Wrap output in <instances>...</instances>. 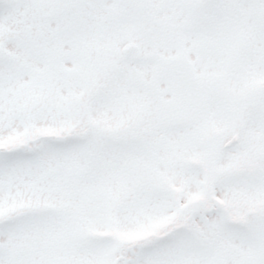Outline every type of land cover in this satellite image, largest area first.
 I'll return each instance as SVG.
<instances>
[{"label": "snow or ice", "instance_id": "6c2138e0", "mask_svg": "<svg viewBox=\"0 0 264 264\" xmlns=\"http://www.w3.org/2000/svg\"><path fill=\"white\" fill-rule=\"evenodd\" d=\"M0 264H264V0H0Z\"/></svg>", "mask_w": 264, "mask_h": 264}]
</instances>
